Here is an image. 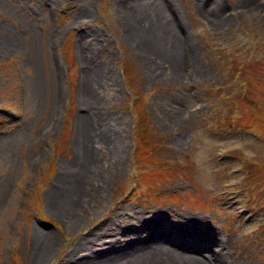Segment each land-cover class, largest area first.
<instances>
[{"label": "rangeland", "instance_id": "obj_1", "mask_svg": "<svg viewBox=\"0 0 264 264\" xmlns=\"http://www.w3.org/2000/svg\"><path fill=\"white\" fill-rule=\"evenodd\" d=\"M85 166L75 223L48 193ZM54 234L39 264H264V0H0V264Z\"/></svg>", "mask_w": 264, "mask_h": 264}, {"label": "bare ground", "instance_id": "obj_2", "mask_svg": "<svg viewBox=\"0 0 264 264\" xmlns=\"http://www.w3.org/2000/svg\"><path fill=\"white\" fill-rule=\"evenodd\" d=\"M148 17H149L148 13H145L144 20H146ZM221 20H223V19H221ZM133 29H134V27H133ZM147 29L150 31L151 36H152V39L149 38V36H148V40L150 41V43H148V46H149V49L152 50L153 47H155L154 44H156V41L160 39V36H158L156 33L155 24H154V28L152 26H148ZM135 30H138V29H135ZM166 35L164 34L163 38H166ZM164 41L165 40L163 39V43H159L157 45L163 46ZM168 43H170V41H168ZM182 44H185V37H184L183 32H181L179 34V36L176 38V40L173 43V47L176 50H178L179 52H182V56H183V54H186L187 56H189L188 58L190 59V56H192L193 55L192 53H194L193 46L188 45L189 47L183 48ZM195 65L197 66L196 63H195ZM192 68H193V65L189 66V68L186 71H183V75H185V76L188 75L190 73V71L192 70ZM197 68L199 70L198 66H197ZM85 70L86 69H83V72ZM82 114L85 116V113H82ZM93 132H94V128L91 126V124H89V120L88 119H85V120L82 119V126H81L82 137L80 139V142H82L84 144V147L86 149L85 152H87V150L89 152L88 144L90 143V141L92 140V138L95 135ZM84 147L82 146V148H84ZM82 179L92 180L93 179V170L89 169L88 167L85 166L80 171H78L76 174H74L72 177V180H70L67 183H66V180L63 181L62 178H60L58 181L56 180V182L51 187V189L49 190V193H48L49 198L51 200V204H53L54 211L60 213L62 211H65L66 209H68L69 211H71L73 213L75 223H77L79 221V216H76V214L78 213V209H79L78 204H79L80 200L84 199L88 193V191H86L83 188V186H81V180ZM93 186H95V185L93 184ZM144 222H145V220H144ZM151 222L153 225H148V229L153 228L152 226H159V230H156L153 228V231L149 233L150 238L163 241V236H164L163 232L166 231V228H164V230H163V226L157 224V220L155 218L151 219ZM151 222H150V224H151ZM150 226H151V228H149ZM135 228H137V227H135ZM140 241L141 240H132L131 242H127L124 245L119 246L118 248H116L117 250H115L114 254H112L110 257L107 254H105L106 256H108L110 258V259L109 258L106 259L107 264H114L117 260V258L114 255H116L118 253H124V250H126V252H130L131 250L138 247ZM56 242H57V235L56 234L47 235L44 240H39V243H37V245H38V248L40 251L38 253V257L36 258V261H33V263L39 264L42 260H44L56 248ZM157 243H159V245H157V244L154 245L155 248H153V247L149 248V250H151V253H152L151 259L154 262H157L161 258H163V252H165V250L163 251V246L160 245L161 242L158 241ZM177 244L179 246L180 252L182 253L181 254L182 257L184 258V260H182L184 263L182 262V264H207L203 258V255H205V254L201 251V248H198V246L201 247V246H206V245H198V243L189 244L185 240H178ZM193 244H195V245H193ZM196 245H198V246H196ZM205 248H209V247H205ZM212 252H213V255L217 256V258L214 257L216 260L219 258H223L222 252L220 250L213 248ZM65 258H67V257H65ZM69 259L67 258L64 264H66L67 261L69 262L71 260V259L70 260Z\"/></svg>", "mask_w": 264, "mask_h": 264}]
</instances>
